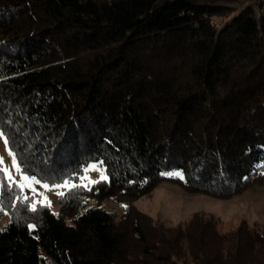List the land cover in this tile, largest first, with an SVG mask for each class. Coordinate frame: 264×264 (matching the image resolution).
I'll return each mask as SVG.
<instances>
[{"label":"trees","instance_id":"1","mask_svg":"<svg viewBox=\"0 0 264 264\" xmlns=\"http://www.w3.org/2000/svg\"><path fill=\"white\" fill-rule=\"evenodd\" d=\"M0 132L20 172L76 185L32 212L0 171V264H264L262 225L131 203L263 184L264 0H0ZM91 162L108 180L88 191Z\"/></svg>","mask_w":264,"mask_h":264},{"label":"rangeland","instance_id":"2","mask_svg":"<svg viewBox=\"0 0 264 264\" xmlns=\"http://www.w3.org/2000/svg\"><path fill=\"white\" fill-rule=\"evenodd\" d=\"M0 157H3L5 161L1 167L7 168L12 176L11 180L6 178L19 188L24 197H30L31 202H43L44 198L47 197V200L51 202V207L48 208L54 214L58 212V197L63 189L67 188L57 186L45 188L43 187L44 183L36 184L31 182V178L29 181H25L24 176L26 175L17 172L12 166V158L8 156L3 138H0ZM91 165H96L108 176L105 168L99 163L91 162L87 168ZM85 175L92 180L100 179L99 172L90 171L83 174L78 184L87 183V180L82 179ZM20 185H25V187L21 189ZM131 203L150 218L163 221L167 225L185 222L193 213L202 212L220 220L219 230L221 232L238 227L242 221H246L251 225L264 226V182L260 186L253 187L228 200H219L205 195H190L173 183L162 182L151 192L138 197ZM38 204L41 205V203ZM123 205H126V203H123ZM123 205L116 203L113 199H107L100 203V207L117 214L122 212ZM9 221L8 213L1 215L0 229Z\"/></svg>","mask_w":264,"mask_h":264},{"label":"snow or ice","instance_id":"3","mask_svg":"<svg viewBox=\"0 0 264 264\" xmlns=\"http://www.w3.org/2000/svg\"><path fill=\"white\" fill-rule=\"evenodd\" d=\"M0 138H3L4 144H5V149L8 153V156H10L12 158V166L17 170V172H20L21 169H20V166L17 162V158H16L15 154L10 149H8V139L6 138L5 133L0 132ZM4 163H5L4 158L0 157V166H2ZM0 171H3L5 176L9 180L12 179V176L10 175V172L7 168L0 167ZM90 171L99 172L100 173V179L99 180H92L87 175H85L82 179L87 180V183L82 184L81 187L86 188L88 191L92 190L91 186H94L95 184L100 183V182H106L108 180V176L100 168H98L96 165H91L89 168L85 169V173H88ZM162 175H173V176H178L181 179L183 178L182 173H170V174L162 173ZM24 179H25V181H29L30 178L27 176H24ZM31 182H34L36 184H40V181L36 180L35 177L31 178ZM29 186H30V184H29ZM20 187H21V189H23L25 187V185H20ZM43 187L48 188V184H44ZM57 187L67 188L69 191H71L72 189H74L76 187V185L70 184L69 181L65 180L61 185H57ZM60 195H64V193H60ZM17 199H19V197H17ZM24 200L28 201V198L24 197ZM28 203H29V210L32 212H36L38 210L37 209V203H41V206H43V207H51V202L47 200V197L44 198L43 202L28 201ZM122 207H127V206L123 205ZM0 211H2V209H0ZM29 228L34 229L35 225H29Z\"/></svg>","mask_w":264,"mask_h":264}]
</instances>
